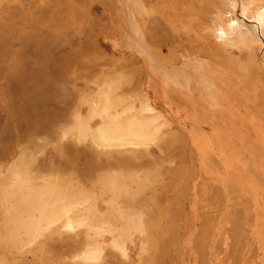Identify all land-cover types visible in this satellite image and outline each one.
I'll return each instance as SVG.
<instances>
[{
  "label": "rangeland",
  "instance_id": "1",
  "mask_svg": "<svg viewBox=\"0 0 264 264\" xmlns=\"http://www.w3.org/2000/svg\"><path fill=\"white\" fill-rule=\"evenodd\" d=\"M260 12L0 0V264H264Z\"/></svg>",
  "mask_w": 264,
  "mask_h": 264
},
{
  "label": "bare ground",
  "instance_id": "2",
  "mask_svg": "<svg viewBox=\"0 0 264 264\" xmlns=\"http://www.w3.org/2000/svg\"><path fill=\"white\" fill-rule=\"evenodd\" d=\"M220 1V0H219ZM185 3V2H184ZM181 5V4H180ZM244 5V4H243ZM231 7V6H230ZM236 9V8H235ZM249 9V8H248ZM205 11H207V10H205ZM204 11V12H205ZM249 12V11H248ZM166 13V12H165ZM261 12H260V14L259 15H257V18H255L256 20H254L253 22H251V23H249V24H246L244 21L243 22H241V23H238V32H237V34H235L234 33V31H232V32H230V30H229V28L230 27H232V26H228V28H224V32L222 33V38H228V37H230V35H232V34H235V36L236 37H238V35H239V30H241L242 29V27L244 28L245 26L248 28V29H250L252 32H251V34H253L254 36H258L259 37V39L261 40V41H263L264 42V38L262 37V35H261V26H260V21H262V16H261ZM199 19V18H198ZM241 20V19H240ZM239 20V21H240ZM193 22V21H192ZM199 25V24H198ZM226 25V24H225ZM236 25H233L235 28H236ZM234 28V29H235ZM204 29V28H203ZM212 29V28H211ZM237 29V28H236ZM264 29V28H263ZM185 30V29H184ZM222 30V29H221ZM236 31V30H235ZM215 34V33H214ZM220 34V33H219ZM216 36H217V33L215 34ZM247 35H248V32H247ZM180 36V35H179ZM209 36V35H208ZM234 35H233V37H235ZM240 36H242V35H240ZM235 37V38H236ZM249 37V36H248ZM235 38H234V40H235ZM238 38H240V37H238ZM238 38H237V40H238ZM242 38V37H241ZM204 39V38H203ZM243 39V38H242ZM250 39V38H249ZM252 40V39H251ZM202 42V41H201ZM232 42H234L233 40H232ZM172 50V49H171ZM214 52V51H213ZM180 55V54H179ZM238 58V57H237ZM234 59H236V58H234ZM248 59V58H247ZM223 61V60H222ZM239 62H243L244 63V60L242 61V60H240ZM245 64V63H244ZM227 65V64H226ZM238 65V64H237ZM257 67V66H256ZM243 71H246V70H244L243 69ZM245 74V73H244ZM243 74V75H244ZM147 101V100H146ZM67 223V222H66ZM69 226V225H68Z\"/></svg>",
  "mask_w": 264,
  "mask_h": 264
}]
</instances>
